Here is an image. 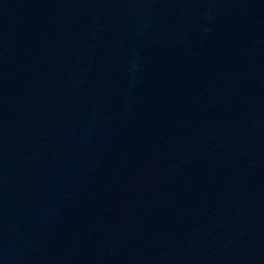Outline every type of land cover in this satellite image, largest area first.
<instances>
[{"label": "water", "instance_id": "obj_1", "mask_svg": "<svg viewBox=\"0 0 264 264\" xmlns=\"http://www.w3.org/2000/svg\"><path fill=\"white\" fill-rule=\"evenodd\" d=\"M0 264H264V0H0Z\"/></svg>", "mask_w": 264, "mask_h": 264}]
</instances>
